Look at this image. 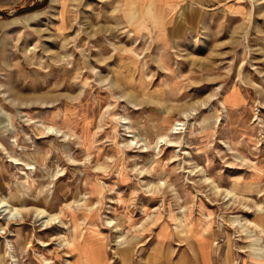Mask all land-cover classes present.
Instances as JSON below:
<instances>
[{
    "label": "rangeland",
    "instance_id": "obj_1",
    "mask_svg": "<svg viewBox=\"0 0 264 264\" xmlns=\"http://www.w3.org/2000/svg\"><path fill=\"white\" fill-rule=\"evenodd\" d=\"M255 1L0 0V264H252Z\"/></svg>",
    "mask_w": 264,
    "mask_h": 264
},
{
    "label": "bare ground",
    "instance_id": "obj_2",
    "mask_svg": "<svg viewBox=\"0 0 264 264\" xmlns=\"http://www.w3.org/2000/svg\"><path fill=\"white\" fill-rule=\"evenodd\" d=\"M262 1H264V0H262ZM251 2L253 4L257 3L255 0H251ZM175 130H176V128H175ZM229 193H231V192H229ZM0 208L3 209V211L5 213H7L8 215H10L11 217H13L15 215V213L18 212L17 209H12V207L10 206V204L7 201H5V200H3L1 198H0ZM181 226H183V225H181ZM256 227H257V229L260 230V233H264V225L263 224H259V225L256 224ZM185 229H188L187 230V233H193V234H195L197 236H201V237L204 238V237H207L208 236L209 230L211 228H210V224L208 222H206L204 224V226H201L200 228H194V226H190V225L187 224V225H185ZM254 243L255 244H253V246H258V243L259 242L258 241H255ZM193 244H195V246H196V248H197V250L199 252V249H198V245H197L196 240H194V243ZM250 256L252 257L251 258L252 264H264V249H262V248H257L256 249V248L252 247V252L250 253ZM228 264H231V261L230 260H228Z\"/></svg>",
    "mask_w": 264,
    "mask_h": 264
},
{
    "label": "crops",
    "instance_id": "obj_3",
    "mask_svg": "<svg viewBox=\"0 0 264 264\" xmlns=\"http://www.w3.org/2000/svg\"><path fill=\"white\" fill-rule=\"evenodd\" d=\"M4 10H5V9L0 8V13L4 12ZM5 26H7V25L2 26V28L0 27V29H4ZM172 254H173V253H172V251H171V254H170L171 264H175L174 261H173V259H172ZM198 254H199V256L196 257L195 254H194V252H193V251L191 250V248H190V253L188 252V250L184 253V255H183L184 258H183V260H184L185 262H187V263H188V261L190 260V261L192 262V264H197L198 261L200 262V264H205L204 261H203V257H202V255H201L200 251L198 252ZM193 261H194V263H193Z\"/></svg>",
    "mask_w": 264,
    "mask_h": 264
}]
</instances>
